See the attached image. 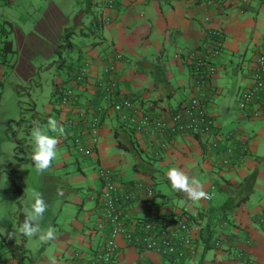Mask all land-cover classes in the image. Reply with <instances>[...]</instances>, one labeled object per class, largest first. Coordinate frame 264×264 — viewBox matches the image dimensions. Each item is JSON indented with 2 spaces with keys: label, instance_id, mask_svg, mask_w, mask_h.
I'll return each mask as SVG.
<instances>
[{
  "label": "crops",
  "instance_id": "obj_1",
  "mask_svg": "<svg viewBox=\"0 0 264 264\" xmlns=\"http://www.w3.org/2000/svg\"><path fill=\"white\" fill-rule=\"evenodd\" d=\"M81 1L87 3V16L90 17L87 23L83 19H62L54 27V52L59 50L60 55L61 49L81 50L78 55L84 59L82 66L86 77L74 83L71 79L77 70L71 75L65 74L64 82L72 84L75 93L72 106L56 104L57 93L51 97L55 98L50 101L51 109L65 133H77L74 127L70 130L63 123L67 117L76 118L77 107L105 105L96 81L113 78L115 92L130 97L136 115H163L167 108L192 95L202 98L219 131L222 132V126L229 121L225 129L235 135L237 142L244 141L246 147L240 159L223 166L220 158L225 156V145L218 135L212 138L216 147L207 150L202 140L191 134L167 138L148 136L144 130L134 131L133 135L122 130L123 141L127 144L131 139L137 141L135 144L141 148L143 156L137 159L138 167L131 168L135 175L130 179L123 180L114 172L118 189L134 193L133 198L120 204L122 216L127 219L176 216L185 219L191 227L198 225L203 231H211L207 246L200 242L199 230L193 231L194 253L178 264H185V261L188 264H264V226L256 222L257 216L264 215V102L261 105L252 103L246 109L236 106V94L251 83L255 57L264 49V0H249L244 11L236 9L235 0L214 4L201 0ZM76 21L75 28H70L71 33L76 31L81 36L90 33L89 42L75 47L70 35L69 45L59 46L63 29ZM4 22L10 23L7 19ZM214 28L220 31L221 39L220 52L210 59L214 73L207 86L196 85L187 53L191 50L196 54L206 52L210 39L205 32ZM5 35L0 27V36ZM4 63L1 57L0 75ZM109 64L113 69L106 70ZM99 119L94 145L90 146L86 133L82 137L89 145L88 154L93 163L109 165L106 154L111 147L128 152L116 145L113 136L114 129L123 120L122 113L100 114ZM232 144L237 150V143L232 141ZM114 167L115 163L110 166L112 170ZM172 167L182 168L199 179L211 198L197 203L184 193L174 191L166 175ZM156 172L170 194L151 187L149 180ZM149 188L155 192L152 200H148L145 193ZM89 199L94 203L93 211L83 208L82 201L79 202L80 209H85L86 232L83 233L84 226L77 219L82 211L76 210L73 229L79 230L80 239H73L72 233L56 238L78 245L68 253L69 264H91V254L104 242V232L95 227L101 215L100 203L96 198ZM19 208L20 205L12 213L15 218L17 213H22ZM89 214L92 220H88ZM215 240L218 241L216 245ZM117 242L120 264H160L164 260L154 251L138 249L119 239ZM37 257L38 264H47L44 254L40 252ZM0 262L15 264L12 256L8 262L1 259Z\"/></svg>",
  "mask_w": 264,
  "mask_h": 264
},
{
  "label": "rangeland",
  "instance_id": "obj_2",
  "mask_svg": "<svg viewBox=\"0 0 264 264\" xmlns=\"http://www.w3.org/2000/svg\"><path fill=\"white\" fill-rule=\"evenodd\" d=\"M86 5L85 1L79 2V0H11L10 2L0 0V27L6 33L5 36H0V40L4 38L10 40L13 49L6 54L3 73L0 75L2 83L0 88V259L2 261L8 262L12 256L9 250L11 246L22 245L27 257L17 260L12 256L15 264L32 262L38 264L37 256L40 252L48 259L47 264H53V261L55 264H69L68 253L73 246L78 245L56 238L64 233L68 236L72 233L73 239H80L79 230L73 229L76 210L82 211L77 219L84 226L83 233L86 232L85 209H80L79 202L82 201V207L87 208L88 211L94 210V203L88 196L99 184L97 167H110L115 163L113 172L118 176L120 174L121 179L127 180L135 175L131 169L133 159L130 153L116 146L111 147L106 154L109 165L94 164L91 155H80L66 144L57 145V158L53 161L52 167L42 174L37 173L31 159L35 147L31 136L33 122L38 121L42 126H46L49 118L57 119L55 111L51 109V97L56 93L59 94L63 86L72 87V84L64 82L65 74L67 72L69 75L73 74L84 64V59L78 55L81 50L61 49L60 55L54 52L52 47L54 27L62 19H83L87 23L90 17L87 16ZM6 19L9 20V24L4 22ZM75 23L77 21L67 29L75 28ZM86 34L81 36L73 31L70 36L71 43L75 47L87 44L92 35L87 32ZM88 116L90 117L89 113ZM229 123V121L224 123L222 132H228L225 127ZM49 134L55 136L56 133L49 132ZM160 177L158 172L154 173L152 180H149L151 187L155 191L169 193L168 186ZM11 180L21 187V193L14 190ZM33 189L41 192L48 204V209L39 221L41 229H47L49 226L57 229L56 238L47 243H41L38 235L27 237L18 230L22 223L21 218L31 210L30 205L34 202L31 197ZM58 189L63 191L62 196L58 194ZM18 205L22 216L18 213L15 218L12 213L18 209ZM89 215L88 220H92L91 214ZM8 232L15 233L13 239L7 238ZM208 252L211 253L210 250ZM95 254L96 252L92 253L91 257ZM163 259L160 264H170L165 258ZM178 263L180 262L177 261L176 264ZM185 264L188 262L185 261Z\"/></svg>",
  "mask_w": 264,
  "mask_h": 264
},
{
  "label": "built area",
  "instance_id": "obj_3",
  "mask_svg": "<svg viewBox=\"0 0 264 264\" xmlns=\"http://www.w3.org/2000/svg\"><path fill=\"white\" fill-rule=\"evenodd\" d=\"M205 4H214L221 0H201ZM239 1V2H238ZM111 2V0H108ZM236 9L244 11L249 0H235ZM220 31L216 28L209 29L207 38L209 47L206 52L196 54L189 51L187 57L191 58L190 67L192 70V80L196 85L209 84V77L214 73V68L210 59L220 52L221 39ZM176 56V55H174ZM72 76L74 83L82 82L85 77V68ZM113 69L109 64L106 70ZM251 83L239 89L236 94V106L238 109H246L252 103L261 105L264 102V49L259 51L255 57L254 69L251 71ZM98 88L105 101L103 106L77 107L76 118L67 117L63 123L71 129L73 127L77 133L72 135L67 131L60 137V143H66L70 148L75 149L80 155L89 153V145L92 147L96 142V130L99 125L100 114L122 113L123 120L128 121L137 131L144 130L148 136L170 137L175 134H191L199 137L207 150L214 149L216 143L212 138L218 135L220 141L225 145V156L220 158V164L232 165L241 158L246 151L244 141L237 142L235 135L228 132H220L214 123L210 113L207 112L203 99L192 95L182 100L176 106L160 114H138L132 110L130 97L126 94H118L114 90L115 80L109 78L106 81H96ZM213 91V88H210ZM75 93L72 87L63 86L59 92L56 104L59 106H72ZM90 114V117L88 116ZM86 133L88 143L82 135ZM57 135V134H56ZM84 136V135H83ZM232 141L237 143V150ZM164 146V143H161ZM236 150V151H235ZM97 178L100 180L101 188L89 194V198H98L101 215L95 227L104 232L103 244L98 249L95 256L89 260L91 264L98 261L99 264H120L117 260L119 244L117 239L125 244L141 250H151L166 258L171 264L181 262L194 253L193 231H198L199 226L191 227L185 219L173 217L169 219L165 216L151 218H124L120 213V204L129 201L134 197L130 191H120L115 181V174L110 167H100L96 169ZM148 198L154 195L152 189L145 190ZM209 193V192H208ZM210 194V193H209ZM211 195V194H210ZM256 222L264 226V215L256 217ZM102 232V233H103ZM215 240L214 244H217ZM239 257V254L238 256ZM73 263V262H72ZM0 264H2L0 262Z\"/></svg>",
  "mask_w": 264,
  "mask_h": 264
},
{
  "label": "clouds",
  "instance_id": "obj_4",
  "mask_svg": "<svg viewBox=\"0 0 264 264\" xmlns=\"http://www.w3.org/2000/svg\"><path fill=\"white\" fill-rule=\"evenodd\" d=\"M56 133L57 135H50ZM65 135L63 126L54 118H49L46 126H42L38 121L33 122L31 136L34 140V150L32 161L37 173H44L52 167L53 161L57 158V145L60 143V137ZM167 178L171 188L176 192H182L193 202H200L211 198L210 194L205 191L204 185L197 178L192 177L188 171L172 167L167 171ZM58 194L63 195V191L58 189ZM33 203L31 210L27 212L24 220L19 225V232L27 237L37 236L41 243H47L56 238L57 229L49 226L47 229H41L39 221L43 218L48 209V204L41 192L33 189L31 192ZM8 239H13L15 233L8 232ZM55 264V261H53Z\"/></svg>",
  "mask_w": 264,
  "mask_h": 264
},
{
  "label": "trees",
  "instance_id": "obj_5",
  "mask_svg": "<svg viewBox=\"0 0 264 264\" xmlns=\"http://www.w3.org/2000/svg\"><path fill=\"white\" fill-rule=\"evenodd\" d=\"M96 21V19H94ZM71 30L70 29H63L62 33H61V41L60 43L58 44L59 46H64L65 44L69 45V42H68V37L71 35ZM12 43L10 40H7V39H2L0 40V56L2 57V60L5 59V56L8 52H12ZM57 55H59V51H55ZM0 57V58H1ZM1 81H0V88H1ZM56 97V96H55ZM55 98H52L51 100L53 101ZM168 110H170L171 108H167ZM166 111V110H165ZM118 128V130H117ZM122 130H125L127 132V134H132L135 132H137V130L126 120H122L121 123L119 124L118 127H116V129H114L113 131V136L116 140V145L118 147H121L123 148L124 150H127L132 158H133V164H132V167L133 169H136L138 166H137V159L138 158H143L142 154H141V148L138 147L133 141H129L130 143L127 144L125 143V141H123V139L121 138V135H120V132ZM100 181V180H99ZM11 183H12V186L14 188V190H16L18 193H21L22 192V189L20 186L16 185V183H14L13 180H11ZM101 188V183H100V187H98L97 191H99V189ZM155 196V193L152 197L148 198V200H152L153 197ZM96 200L98 201V198L96 197ZM99 202V201H98ZM127 202V201H126ZM18 214V213H17ZM121 214V213H120ZM122 215V214H121ZM19 216H22V213H19ZM25 217H22L21 220L23 221ZM198 237H199V240L201 243L204 244V246H207V242H208V239H210V236H211V231H203L201 228L199 229L198 231ZM10 250V253L13 257H15L17 260H20V259H24L27 257V253H26V250L22 247V245H18V246H11L9 248ZM19 252V253H18ZM184 261V260H183ZM182 262V261H181Z\"/></svg>",
  "mask_w": 264,
  "mask_h": 264
}]
</instances>
